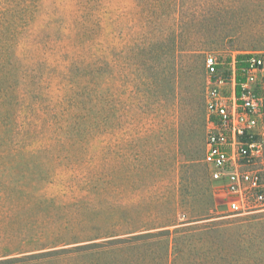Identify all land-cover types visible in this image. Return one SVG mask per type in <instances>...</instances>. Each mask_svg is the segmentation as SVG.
Returning <instances> with one entry per match:
<instances>
[{
	"label": "rangeland",
	"instance_id": "rangeland-1",
	"mask_svg": "<svg viewBox=\"0 0 264 264\" xmlns=\"http://www.w3.org/2000/svg\"><path fill=\"white\" fill-rule=\"evenodd\" d=\"M154 24L161 31L172 27L180 32L184 27H191V31L198 32L191 40L196 45L203 44L204 58L208 52L264 50V0H0V63L12 66L13 75L21 76L27 90L34 89L44 76L45 69L40 65L44 64L52 70L46 87L48 84L54 95H64L67 82L61 71H66L74 60L88 59L89 54L113 45L120 68L116 81L120 178L117 198L127 213L150 227L168 224L148 231L169 230L161 238L171 243L178 235L176 230L186 227L256 217L264 222V212L229 217L215 209L208 211L204 218L198 217L199 184L211 187V180L206 177L196 183L184 158L190 146L202 151L204 115L196 103L192 134L189 139L185 136L184 140H178L186 117L180 98L187 86L180 70L174 83L177 97L170 102L172 111L163 108L166 102L152 98L149 88L154 83V76L152 69L147 68L148 60L142 55L141 45L146 30ZM201 62L203 58L202 61L197 58L193 63ZM188 65L181 57L177 59V67ZM164 132L166 134L162 135ZM46 135L42 129L29 140L46 142ZM59 154L67 156L66 159L56 162L51 155L39 158L52 173L44 183L27 177L14 184L8 174L3 176L0 171V264H43L39 258L13 260L31 253L16 252L29 246L17 232L23 223L27 238L41 234L39 216L42 208L32 202L38 203L48 197L59 199V208H46L49 216L57 218L62 212H71L74 207L86 204L92 197L90 188L94 182L91 176L97 163L69 161V164L66 160L75 159L71 151L66 149ZM55 170L58 174L53 176ZM3 180L6 183L2 186ZM50 180L52 182L48 183ZM9 185L16 193L19 191L18 197L7 196ZM61 203L65 204L64 208ZM176 205L181 208L178 214L173 212ZM16 208H20L17 213ZM171 218H176L172 224ZM246 230L257 235H241L240 242L249 247V252L245 253L244 247L237 253L232 252L234 264L239 257L240 264H264V245L250 246L254 237L264 241V225ZM244 253L245 257L241 256ZM45 264L73 262L64 257H51Z\"/></svg>",
	"mask_w": 264,
	"mask_h": 264
},
{
	"label": "trees",
	"instance_id": "trees-1",
	"mask_svg": "<svg viewBox=\"0 0 264 264\" xmlns=\"http://www.w3.org/2000/svg\"><path fill=\"white\" fill-rule=\"evenodd\" d=\"M157 29L155 24L147 29L141 45L142 55L148 60L147 68L152 69L151 75L154 76L149 92L155 101L166 102L163 108L172 111L170 102L177 97L174 89L176 75L179 70L184 73L187 86L180 99L186 117L178 140H184L185 136L189 139L196 103L205 122L203 44L192 42L191 36L198 32L191 31V27H184L180 32L172 27L164 31ZM241 56V53L237 54V60ZM179 57L189 65L177 67ZM197 58L201 61L203 58V63L195 65L193 62ZM40 65L45 69L44 76L34 89L27 90L21 76L13 75V67L0 63V171L3 176L8 174L14 184L27 177L44 183L52 173L39 158L51 155L56 162H62L67 156H61L59 152L66 149L75 157L74 160H66L68 163L93 161L97 165L91 176L94 182L90 186L92 197L85 205H78L71 212L61 211L62 215L55 218L49 216L51 214L46 208H59V199L48 197L38 203L32 202L42 208L39 216L41 234L37 237L32 234L27 238L23 223L17 232L23 235L21 240L29 246L16 252L31 253L13 258L14 261L39 258L45 264L51 257H64L73 264H234L230 255L232 252L240 247H244L245 253L249 252V247L242 246L239 238L244 233L252 237L257 235L246 230L264 225L257 217L182 228L176 230L178 235L171 243L161 238L169 230L148 231L168 224L150 227L145 221L135 220L118 202L120 178L116 130L119 112L116 81L120 68L113 45L89 54L88 59H76L66 71H61L62 78L67 82L64 84L67 89L64 95H54L48 84L46 87L52 70L44 64ZM42 129L47 133L48 142H39L38 139L30 142L29 138ZM189 149L184 158L185 165L192 179L198 183L200 179L209 177L202 162L203 148L202 151L191 146ZM57 174L55 170L53 176ZM5 183L3 180L2 186ZM199 186L196 196L199 201L196 208L198 217L204 218L208 211L214 212L215 209L224 212L216 203L212 188ZM6 193L13 198L19 191L16 193L9 185ZM61 206L64 208L65 204L61 203ZM179 209L178 205L174 206V214H178ZM19 211L20 208L15 209L16 213ZM175 219L171 218L170 224ZM244 222L246 224L243 225ZM251 241L250 246L264 245V241L256 237ZM245 253L241 256L245 257ZM236 263H242L240 257Z\"/></svg>",
	"mask_w": 264,
	"mask_h": 264
},
{
	"label": "built area",
	"instance_id": "built-area-1",
	"mask_svg": "<svg viewBox=\"0 0 264 264\" xmlns=\"http://www.w3.org/2000/svg\"><path fill=\"white\" fill-rule=\"evenodd\" d=\"M204 65L202 162L213 196L229 217L262 213L264 50L208 52Z\"/></svg>",
	"mask_w": 264,
	"mask_h": 264
}]
</instances>
